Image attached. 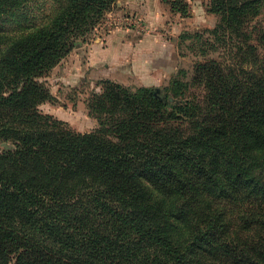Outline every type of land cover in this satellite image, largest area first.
Listing matches in <instances>:
<instances>
[{
  "label": "trees",
  "instance_id": "1",
  "mask_svg": "<svg viewBox=\"0 0 264 264\" xmlns=\"http://www.w3.org/2000/svg\"><path fill=\"white\" fill-rule=\"evenodd\" d=\"M31 1L0 0V22ZM211 1L225 58L197 67L204 98L101 81L89 134L40 112L44 79L116 0L0 32V264H264V0Z\"/></svg>",
  "mask_w": 264,
  "mask_h": 264
},
{
  "label": "rangeland",
  "instance_id": "2",
  "mask_svg": "<svg viewBox=\"0 0 264 264\" xmlns=\"http://www.w3.org/2000/svg\"><path fill=\"white\" fill-rule=\"evenodd\" d=\"M59 1L62 3L65 0L31 1L27 4L25 9L18 10L6 16L0 22V32H4L7 37L11 38H18L28 33L37 26H40V24L46 23L53 16L54 12L60 6ZM118 1L119 0H116L114 6L106 13L104 19L97 27L85 38L77 42L76 47H81L97 38H104L109 30L119 25H137L139 23L141 26L145 25L143 20L136 15L120 13L119 11L121 9L118 6ZM174 1L176 0H163L165 6L173 13L177 14L178 12L174 10V4L176 3L177 7L181 8L182 5ZM182 1L187 5L188 15L184 16L179 12L181 15V19H178L181 24L179 33L174 32V34H172V32L165 31L164 41L170 42L172 49L165 47L164 50L157 51L155 60L150 61V66H153H151L150 69L155 70V79L157 82H154L152 87H147L155 89L156 93L162 97L168 95L171 104H174V97L173 92L169 90L173 88L174 80L181 81L184 86L188 88V94H192L193 96L196 95L198 100H202L206 90L204 87H199V85L194 82L197 67L201 63L222 61V58H225V50L223 46L217 42L214 35L216 26L220 23L221 16L212 10V1L198 0L196 5L190 4V2L186 0ZM182 18L184 22H181ZM189 18L192 19V23L186 26V20ZM170 20H173V18H170ZM168 23H170V21H168ZM175 23L174 21L173 24ZM255 23L258 28L264 32V8L261 12V16ZM260 52L264 58V47L260 49ZM61 62H63V60ZM61 62L57 66H59ZM66 64L67 59L62 63V66ZM44 80L47 81L50 87L53 99L42 104L39 107L40 112L44 115H52L49 112L51 110L53 111L55 108L56 112L60 110L61 113H65V115L68 114L71 123L66 120H61L54 115L52 116L66 124V129L77 135L93 133L100 128L98 119L90 115L88 104L94 94L103 91V81H111L130 88L133 91L142 88L139 85L145 83V81L121 83L113 80H96L95 82L86 83L76 89L60 90L58 92L56 86L61 82L59 74L55 75V73L51 71ZM66 103L68 105H66ZM188 127L189 126H186V128ZM14 149L15 145L12 142L0 140V154L6 151H13ZM248 235H250L249 232Z\"/></svg>",
  "mask_w": 264,
  "mask_h": 264
},
{
  "label": "crops",
  "instance_id": "3",
  "mask_svg": "<svg viewBox=\"0 0 264 264\" xmlns=\"http://www.w3.org/2000/svg\"><path fill=\"white\" fill-rule=\"evenodd\" d=\"M186 1L193 5L198 3V0ZM118 3L120 13L136 15L145 25H119L109 30L104 38L77 46L63 60L67 59L66 65L62 66L61 62L52 70L61 78L56 86L58 92L76 89L96 80L121 83L145 81L139 85L141 87H152L157 82L155 70L150 69V61L155 60L157 51L171 48L170 42L164 41L165 31L179 33L181 24L178 19L181 15L168 9L163 0H119ZM191 20H186V26L192 23ZM174 21L177 25L173 24ZM181 22H184L183 18ZM49 113L71 123L68 114L60 110L56 112L54 108Z\"/></svg>",
  "mask_w": 264,
  "mask_h": 264
}]
</instances>
